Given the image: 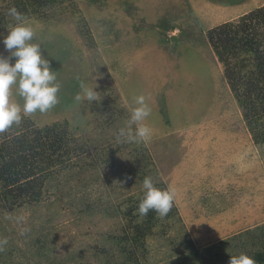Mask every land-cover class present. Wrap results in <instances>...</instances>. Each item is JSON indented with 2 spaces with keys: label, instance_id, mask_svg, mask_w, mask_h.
<instances>
[{
  "label": "rangeland",
  "instance_id": "rangeland-1",
  "mask_svg": "<svg viewBox=\"0 0 264 264\" xmlns=\"http://www.w3.org/2000/svg\"><path fill=\"white\" fill-rule=\"evenodd\" d=\"M262 4L52 0L22 12L61 84L53 109L24 118L64 134L69 152L52 156L34 199L0 202V237L9 241L0 264H228L231 255L264 251V142H254L205 39L208 28ZM11 7L13 0H0L3 56L15 23L6 15ZM81 82L98 92L97 101L75 100ZM12 92L23 105L16 86ZM141 94L151 136L117 143ZM145 177L177 195L130 249L134 215L127 209ZM6 214L24 215L30 231L21 236ZM124 248L134 262L124 261Z\"/></svg>",
  "mask_w": 264,
  "mask_h": 264
},
{
  "label": "trees",
  "instance_id": "trees-1",
  "mask_svg": "<svg viewBox=\"0 0 264 264\" xmlns=\"http://www.w3.org/2000/svg\"><path fill=\"white\" fill-rule=\"evenodd\" d=\"M51 2L13 0V6L25 12L35 4L39 7ZM205 39L223 65V76L242 110L248 128L252 130L254 142H264V4L242 14L235 21H224L208 28ZM63 136L53 126L36 127L25 118L19 126L14 125L8 132L0 134V202L36 197L38 190L35 187L41 182V173L54 164L52 156L61 149L64 155L69 152ZM144 191L132 202L133 207L131 203L127 209V213L133 212L134 215L132 228L125 236V240L130 241V249L137 247L133 242L142 240L149 232L151 220L158 217L154 211L147 216L139 215L137 209ZM136 218L145 225L140 227ZM122 252L129 256L124 261L134 262L131 252L126 248ZM253 257L264 264V251L255 252Z\"/></svg>",
  "mask_w": 264,
  "mask_h": 264
},
{
  "label": "clouds",
  "instance_id": "clouds-1",
  "mask_svg": "<svg viewBox=\"0 0 264 264\" xmlns=\"http://www.w3.org/2000/svg\"><path fill=\"white\" fill-rule=\"evenodd\" d=\"M6 15L15 23L7 26L8 35L3 39L9 55H0V134H4L14 125L19 126L24 117H32L37 112L45 114L53 109L59 103L58 93L61 90L56 72L51 70L49 61L43 56L40 44L32 43L35 31L27 22L25 14L13 6L7 10ZM13 86H16L17 94L23 99V105L11 99ZM80 87L83 94H76L77 102L98 100L95 89L83 82ZM133 105L130 118L117 133V143L146 142L151 136V128L144 123L151 115L146 96L141 94L134 97ZM142 186L145 191L138 205L139 215L147 216L150 211H154L159 217H166L174 206L176 189H159L151 177H145ZM5 218L21 226V236L30 231L22 226L26 223L24 215L6 214ZM8 242L7 237H0V252L5 251ZM228 264H256V261L242 252L231 255Z\"/></svg>",
  "mask_w": 264,
  "mask_h": 264
}]
</instances>
